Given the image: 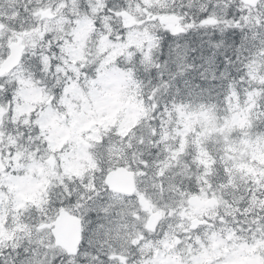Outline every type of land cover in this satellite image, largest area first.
Masks as SVG:
<instances>
[{
	"label": "snow or ice",
	"instance_id": "1",
	"mask_svg": "<svg viewBox=\"0 0 264 264\" xmlns=\"http://www.w3.org/2000/svg\"><path fill=\"white\" fill-rule=\"evenodd\" d=\"M0 264H264V0H0Z\"/></svg>",
	"mask_w": 264,
	"mask_h": 264
}]
</instances>
